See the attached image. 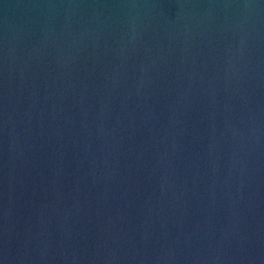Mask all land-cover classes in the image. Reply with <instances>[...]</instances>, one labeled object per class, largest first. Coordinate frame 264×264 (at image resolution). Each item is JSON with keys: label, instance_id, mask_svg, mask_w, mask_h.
Here are the masks:
<instances>
[{"label": "water", "instance_id": "1", "mask_svg": "<svg viewBox=\"0 0 264 264\" xmlns=\"http://www.w3.org/2000/svg\"><path fill=\"white\" fill-rule=\"evenodd\" d=\"M0 264H264V0H0Z\"/></svg>", "mask_w": 264, "mask_h": 264}]
</instances>
